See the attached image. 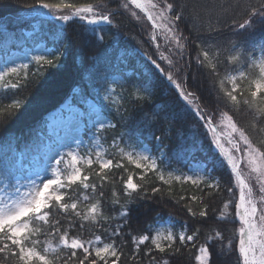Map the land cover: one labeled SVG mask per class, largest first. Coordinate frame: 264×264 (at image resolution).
Returning a JSON list of instances; mask_svg holds the SVG:
<instances>
[{
    "label": "trees",
    "instance_id": "obj_1",
    "mask_svg": "<svg viewBox=\"0 0 264 264\" xmlns=\"http://www.w3.org/2000/svg\"><path fill=\"white\" fill-rule=\"evenodd\" d=\"M142 1L150 16L156 8L166 12L170 38L129 0H0V22L43 4L67 10L91 7L98 16L109 17L98 23L74 18L61 26L56 19H38L34 25L7 23L0 30V48L6 41L16 42L19 34L26 46L40 34L39 41L46 42L48 33L52 43L46 45L53 47L41 59L18 67L11 81L0 82V151L37 154L46 116L68 98L81 102V107L96 100L109 121L96 129L94 115H84L87 146L81 154L88 155L91 163L82 162L80 172L88 180L60 189L63 201L57 205L51 199L39 214L43 219L34 214L25 217L22 245L49 264H62L72 251L60 240L66 232L69 242L77 239L91 249L90 259H97V264H112L115 259L95 257L96 246L103 244L115 246L117 264H197L201 247L209 251V264H243L238 233L242 226L236 212L239 189L224 152L228 148L235 153L205 123L212 121L221 132L220 122L227 117L264 154L260 111L264 93L255 100L250 95L255 82L263 79L256 65L264 54L261 0ZM168 3L173 4L171 9ZM245 19L249 24L241 28ZM23 30L31 31L32 37L22 35ZM169 73L193 96L181 98L167 78ZM116 75L119 79L111 81ZM102 85H112L108 98L98 91ZM197 109L205 115H198ZM93 137L99 139L102 155L92 145ZM143 145L157 155L163 152L154 169L141 170L127 156ZM103 158L111 161V167L101 170ZM193 162L210 169L207 180L197 184L185 180ZM129 176L137 185L135 192L124 187ZM72 203L77 209H71ZM63 204L69 205L67 210ZM93 206L96 213L91 212ZM167 219L174 223V239L160 252L153 243L156 226ZM179 230L193 239L181 240ZM143 237L148 239L141 244ZM5 244L9 250L0 251V264H23L16 255L20 249L0 233V248ZM76 251L83 258V249ZM31 264L39 261L33 258Z\"/></svg>",
    "mask_w": 264,
    "mask_h": 264
},
{
    "label": "rangeland",
    "instance_id": "obj_2",
    "mask_svg": "<svg viewBox=\"0 0 264 264\" xmlns=\"http://www.w3.org/2000/svg\"><path fill=\"white\" fill-rule=\"evenodd\" d=\"M141 2L144 4L142 0ZM81 8L91 7H80L67 10L38 6L32 12L22 14L20 17H16L14 19L11 18V21L9 18L8 20H3V22H0V30H5L7 23L17 26L18 22L29 24L31 22L34 25L38 23V21L36 22L38 19H56L58 25L61 26L66 22L59 18L62 16H68L69 19H81L83 16L84 19L81 20H85L86 22H89V20H95V22H106V20H104L103 17L98 16L92 8L91 13L80 12L79 9ZM151 16L153 17V20L158 23V26L162 27L167 37L170 38L169 36H172V30L168 26L171 22L168 20L166 12L162 9L156 8L153 10ZM13 20L19 21L14 22ZM22 35L25 37L30 36L31 31L23 30ZM42 36L43 35L41 34L37 35L29 41L33 46L30 44V46H26L28 44H26L23 38H21L20 34L18 36L19 39L16 40V42L6 41V43L1 44L0 82H9V80H12L11 76L14 75V72L10 71V69H17L24 63H28L31 59L39 60L44 54L48 53L49 50L53 48L51 46L48 48L46 45V42L52 43L50 33H48L46 42L39 41ZM256 65L258 66L262 78L264 79V72L261 71L264 69V54L257 58ZM117 79H119V76L116 75L113 76L111 81H116ZM111 88L112 85L110 88L109 85H102L101 89H98V91L101 92V97L108 98V92H110L109 89ZM80 105L81 102H73L71 98H68L60 105V107L46 116L44 123L45 132L41 137L42 143H40V146L36 147L34 150L37 154L21 155L16 151L8 149H2V151H0V209L7 210L14 207L18 202L31 200L33 197L38 195V190L42 189L43 184L47 183L50 179L58 178L61 181V185H54L53 187L55 188V192H52L51 189L49 192L52 193V195L59 194L62 196L59 191L64 188L66 184H68L67 177L77 169L80 171V165L82 162H87L88 164L91 163V159L88 155L83 156L81 154V150L87 146L83 134L84 115L86 114L88 117L92 114L94 115L93 122L96 129H101L102 127L107 126L109 121L100 113L96 100H87L84 104H82L84 107H81ZM55 111L58 112L54 114ZM49 115H52L51 120L48 119ZM229 121L230 120L227 117H224L221 120L220 125L222 131H218V133L219 137L225 141V144L235 153L234 155L230 154L228 148H226L227 150L224 152L228 162L231 160L237 165L236 170L233 171L236 176V185L239 189V199L237 201V205L241 203V186L238 182V177L243 180L245 185L244 193L246 200L244 205L239 210L236 207L237 221H240V227L242 226L240 230V227L238 228L240 236L239 241L241 243V230L245 228V225L241 220V214L243 213L245 207L255 208V213L250 215L249 219L252 224L257 226V231H259L260 227L264 226V219H262V215H264V175H261L259 170L253 171V168H260L259 160L255 163H251L249 159L250 153L254 148L247 142V140L241 137L237 129L236 131H233ZM213 127L215 126L213 125ZM92 145L96 147L98 154L102 155L104 153V149L97 137H93ZM255 151L257 155H260L256 149ZM158 154L159 155H157L147 145H143L136 150L128 152L127 156L135 164L140 163L141 170L147 171L148 169L155 168L156 160L163 155V152L159 150ZM231 155H233L237 161ZM57 161H60V163L57 164ZM107 162H109V160L106 158L101 160V163ZM229 164L232 168L230 162ZM148 165H151V167H148ZM109 167H111V164ZM209 177L210 169L206 167L205 163L193 162L188 168L185 180L197 184L207 180ZM77 182H81V180H78ZM214 184L215 182H211L210 185ZM50 200L51 199H49L48 202ZM249 200L251 201V204L248 203ZM258 202L261 204L258 205ZM44 209L45 208H42L41 212ZM259 210L261 213L258 212ZM24 218L25 217L21 218L20 221H17L18 226L23 229V232L26 230L24 225H27ZM173 224V221L169 219L157 223L156 233L154 236L156 245L159 244L164 247L168 242H171L174 239ZM5 230L9 231L7 228H5ZM177 234L180 239L182 236L185 238L183 231L179 230L177 231ZM169 236L171 239H168ZM185 239L190 241L187 238ZM243 239L247 240L248 237L245 235ZM255 240L264 241V236H255ZM105 245L108 244L99 245L96 246V248L104 247ZM109 257H111V253L108 254L107 259H109ZM197 264H200L198 260Z\"/></svg>",
    "mask_w": 264,
    "mask_h": 264
},
{
    "label": "snow or ice",
    "instance_id": "obj_3",
    "mask_svg": "<svg viewBox=\"0 0 264 264\" xmlns=\"http://www.w3.org/2000/svg\"><path fill=\"white\" fill-rule=\"evenodd\" d=\"M130 4L134 5L136 8H139L141 10H147V6L143 3H141V0H129ZM42 7L48 8L49 5L43 4ZM65 8L71 7V5L65 4ZM151 7H155V5H151ZM173 7L172 3L167 4V8L171 9ZM260 9H264V0H261V3L259 5ZM255 8V10L251 11L248 15L251 17V15L258 9ZM80 12L84 13H91V8H81L79 9ZM179 15H177L175 18L177 19ZM60 19L67 21L69 18L68 16H62L59 17ZM81 19H84L82 16ZM104 20H108V16H103ZM149 19H153L152 16H149ZM250 19V18H249ZM249 19H245L242 23H240V27L243 28L244 26L249 24ZM90 23H94L95 20H89ZM45 64H51V60H45ZM160 67L159 65H157ZM10 71L15 72L16 69L12 68ZM167 71V70H165ZM264 72V69L261 70ZM167 78L173 83V85L176 87L177 92L180 94L181 98L188 99L193 96V93L186 92L182 86L181 83L178 82V80L169 73L167 75ZM264 93V79L258 80L254 84V90L251 91L250 95L253 100H255L259 94ZM231 96V99L233 101L236 100V97L229 93ZM260 111L264 113V108H261ZM197 114L200 116H204L205 113L201 112L199 109H197ZM212 121H206L205 126L209 128V131L213 132V135H215V130L210 127ZM230 126L232 127L233 131H236V126L234 124H231V121H229ZM241 137H243L245 140H247V137H244V133H240ZM218 143V141H217ZM250 162L255 163L257 160L260 161V168H253V171L259 170L261 172V175H264V154L257 155L255 149L252 150L250 153ZM146 161V160H145ZM232 165L233 171L236 170V163L233 161H229ZM60 161H57V164H59ZM111 161L107 163H101L100 169H106L110 166ZM118 167V165H117ZM137 168L141 167L140 163L136 164ZM148 167H151V165H148ZM78 180L81 181H87V176H81L79 169L74 171L70 176L67 177V182L69 185L75 184ZM238 182L241 186V203L238 204L236 207L239 210L246 200V196L244 193V182L243 180H239ZM54 185H61V181L57 179H50L47 181V183L43 184V188L38 190V195L33 197L31 200H27L26 202H18L15 204L14 207H11L7 210L0 209V233H3L7 238L11 241L12 246H16L20 249L19 253H16V255L19 256V260L23 262V264H31L33 258L37 261H39V264H49V261L42 255L37 254L35 251L29 249L25 250V248L22 245L21 237H23L24 232L21 227L18 226L17 221H20L21 218L27 217L30 214H39L41 213L42 208L48 207V200L52 199L56 202L57 205L61 204L63 201V197L59 194L52 195V193L49 192L51 189L52 192H55ZM88 185L86 184L85 187ZM124 187L126 189L132 190V192H135L137 185L133 183V178L129 176L126 180V183L124 184ZM153 191H157L154 189ZM250 196V193H249ZM249 204H251V201H248ZM69 205L63 204V208L67 210ZM71 209L75 210L77 209V204L72 203L70 205ZM92 213H96V206H93L91 209ZM255 213L254 207H245L243 213L241 214V220L245 225V228L241 230V243H240V254L243 257L244 264H264V241H257L255 240V236H264V226L260 227L259 231H257V226L252 224L249 216L253 215ZM76 215H80V213H76ZM201 216L204 215V213H200ZM39 218L43 219V216H39ZM262 219H264V215H262ZM5 228H7L9 231L5 232ZM24 228H27V225H24ZM67 233H62L60 235V240L64 244L65 248L71 249L72 251L69 252L68 257L62 262V264H72L73 261H78V264H97V259H90L91 257V249L84 247L82 243H80L77 239H72L70 242L67 239ZM247 236L248 239H243L244 236ZM147 237H143L139 242L141 244L144 243L145 240H147ZM168 239H171L169 236ZM185 238L182 236L181 240H184ZM188 240H192L193 238L191 236L187 237ZM155 243V241H153ZM156 247L159 249L160 252L164 251V248L157 244ZM83 249L84 256L81 258L76 250ZM114 245H105L104 247H97L95 248V257L99 259V261H106L107 256L109 253H111V256L115 259L112 261V264H117V261L119 257H117V252ZM9 250L8 245L5 244L3 248H0V251H6ZM200 255L196 257V259L200 262V264H209L210 262V254L207 248L201 247L200 248Z\"/></svg>",
    "mask_w": 264,
    "mask_h": 264
},
{
    "label": "water",
    "instance_id": "obj_4",
    "mask_svg": "<svg viewBox=\"0 0 264 264\" xmlns=\"http://www.w3.org/2000/svg\"><path fill=\"white\" fill-rule=\"evenodd\" d=\"M141 10V9H140ZM142 11V13L144 14V16L146 17V19L149 21V23L154 27V28H156V25H155V23L152 21V19H149V13L146 11V10H141ZM211 127H212V129H214L215 130V133L219 136V133H218V131H217V129L215 128V127H213V125L211 124L210 125Z\"/></svg>",
    "mask_w": 264,
    "mask_h": 264
},
{
    "label": "bare ground",
    "instance_id": "obj_5",
    "mask_svg": "<svg viewBox=\"0 0 264 264\" xmlns=\"http://www.w3.org/2000/svg\"><path fill=\"white\" fill-rule=\"evenodd\" d=\"M57 112H58V111H55L54 114L57 113ZM48 119L51 120V119H52V115H49V116H48Z\"/></svg>",
    "mask_w": 264,
    "mask_h": 264
}]
</instances>
